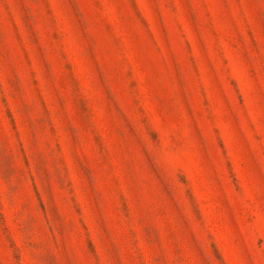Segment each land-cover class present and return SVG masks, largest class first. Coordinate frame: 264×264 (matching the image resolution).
I'll list each match as a JSON object with an SVG mask.
<instances>
[{"label":"rangeland","instance_id":"obj_1","mask_svg":"<svg viewBox=\"0 0 264 264\" xmlns=\"http://www.w3.org/2000/svg\"><path fill=\"white\" fill-rule=\"evenodd\" d=\"M0 264H264V0H0Z\"/></svg>","mask_w":264,"mask_h":264}]
</instances>
